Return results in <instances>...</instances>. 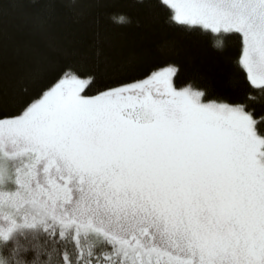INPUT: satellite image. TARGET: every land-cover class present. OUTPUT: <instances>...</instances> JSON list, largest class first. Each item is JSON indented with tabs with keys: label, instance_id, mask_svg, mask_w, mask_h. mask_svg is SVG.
Listing matches in <instances>:
<instances>
[{
	"label": "snow or ice",
	"instance_id": "obj_1",
	"mask_svg": "<svg viewBox=\"0 0 264 264\" xmlns=\"http://www.w3.org/2000/svg\"><path fill=\"white\" fill-rule=\"evenodd\" d=\"M117 7L142 15V41L163 8L239 34L264 90V0H0V241L15 245L3 248L17 264H264V121L207 85L178 87L168 36L101 55ZM64 14L91 16L86 43L69 41Z\"/></svg>",
	"mask_w": 264,
	"mask_h": 264
},
{
	"label": "trees",
	"instance_id": "obj_2",
	"mask_svg": "<svg viewBox=\"0 0 264 264\" xmlns=\"http://www.w3.org/2000/svg\"><path fill=\"white\" fill-rule=\"evenodd\" d=\"M170 10H159V23L156 34L141 40L144 33L142 15L128 7L108 9L103 13V26L105 46L100 50L101 55L111 54V46L120 42L151 44L160 36L165 35L175 39L180 47L181 57L184 64L183 73L176 80L178 87L192 85L201 91H205V85L212 90V99L236 105H243L259 123L264 121V90L252 85L248 79L247 71L240 63L243 55L242 40L236 33H217L210 29L180 26L170 21ZM15 15V13H11ZM124 19H121V18ZM91 16L84 15L78 21L70 18L67 14L62 17L63 23L69 26V41L86 43V37L91 34ZM223 39V46H214V41ZM93 49V54H95ZM28 231L39 232L40 243L46 240L47 232L43 224H37ZM20 240L28 241L30 237L21 235ZM58 247L72 252L74 250V238L57 237ZM11 244V241H0V247ZM4 252L11 255L10 250ZM34 255V253H33ZM31 257H29L30 259ZM44 258H47L46 256Z\"/></svg>",
	"mask_w": 264,
	"mask_h": 264
},
{
	"label": "clouds",
	"instance_id": "obj_3",
	"mask_svg": "<svg viewBox=\"0 0 264 264\" xmlns=\"http://www.w3.org/2000/svg\"><path fill=\"white\" fill-rule=\"evenodd\" d=\"M214 46L220 48L223 46V39H217L214 41ZM19 245L21 248L27 247L28 246V241L20 240L19 239ZM20 257H17L15 260L11 257V255L7 254L4 252L3 247H0V264H17V260H19ZM42 259H47V258H42ZM35 262V257H33V261H28L25 260L24 264H34Z\"/></svg>",
	"mask_w": 264,
	"mask_h": 264
},
{
	"label": "rangeland",
	"instance_id": "obj_4",
	"mask_svg": "<svg viewBox=\"0 0 264 264\" xmlns=\"http://www.w3.org/2000/svg\"><path fill=\"white\" fill-rule=\"evenodd\" d=\"M5 189L3 188V186H0V191H4Z\"/></svg>",
	"mask_w": 264,
	"mask_h": 264
}]
</instances>
